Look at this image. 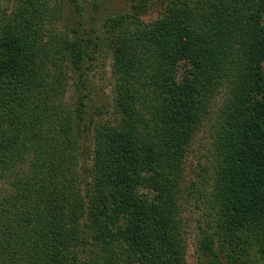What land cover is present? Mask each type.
I'll use <instances>...</instances> for the list:
<instances>
[{"label": "trees", "instance_id": "16d2710c", "mask_svg": "<svg viewBox=\"0 0 264 264\" xmlns=\"http://www.w3.org/2000/svg\"><path fill=\"white\" fill-rule=\"evenodd\" d=\"M195 196L198 264L264 260V0H0V264H187Z\"/></svg>", "mask_w": 264, "mask_h": 264}, {"label": "rangeland", "instance_id": "374dc122", "mask_svg": "<svg viewBox=\"0 0 264 264\" xmlns=\"http://www.w3.org/2000/svg\"><path fill=\"white\" fill-rule=\"evenodd\" d=\"M121 4L119 2L114 3ZM5 7L10 8V4L4 5ZM159 6L153 5L150 9V12L145 16L144 19L149 21L155 18L158 15ZM109 55V54H108ZM91 82L94 85L95 89L99 91L100 95L106 99V101H111L112 98V88H113V79H112V60L110 55L108 57H103L100 60L93 70L91 71ZM67 99H72L73 95L71 92H68L66 95ZM221 100L219 99V102ZM211 149V140L209 135L206 132H202L191 150L186 159V179L187 185H192L193 183H198L200 181V173L203 172L202 168L208 164L207 160H210L209 151ZM209 157V158H208ZM201 186V184H199ZM145 192L148 190L145 189ZM188 202L185 206V218L189 222V229L187 234L188 239V250H187V264H198V239H199V226L198 219L201 218L203 210L198 208V202L196 196L193 199H188ZM201 205V204H200ZM256 257L255 255H253ZM236 257V254H235ZM240 263L245 264L246 258H240ZM248 264H264V260L255 259L250 261Z\"/></svg>", "mask_w": 264, "mask_h": 264}]
</instances>
